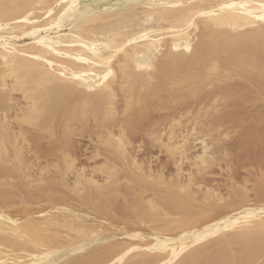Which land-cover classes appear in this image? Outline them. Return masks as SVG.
<instances>
[{
  "label": "bare ground",
  "instance_id": "obj_1",
  "mask_svg": "<svg viewBox=\"0 0 264 264\" xmlns=\"http://www.w3.org/2000/svg\"><path fill=\"white\" fill-rule=\"evenodd\" d=\"M137 5H146V6L152 7L154 10H157L158 11L157 16L159 17V19L164 20L166 23L163 26H152L151 24L143 25V23H142L138 30L134 29L129 33L127 32V29H122L118 26H112V27H108L106 29H101L98 32L91 31V30L87 29L90 22L92 20H94L96 14H98V12H100V10L109 9L108 10L109 12H112V11L119 12L122 10H127L130 14V12ZM107 16H108V14H107ZM122 16H123V14H122ZM153 16L154 15L149 14V19L151 20L152 18H154ZM117 18H119V17H117ZM99 19H100V17H99ZM108 20H109V18H108ZM109 22H110V20H109ZM95 24H97V23H95ZM199 24H201V30L199 29ZM0 25H2V27H0V110L3 111L5 108H7V102L9 101L8 95H9L10 91L11 90L19 91L21 96L25 100V104L19 110V113L16 114V117L23 124L31 125L36 129L40 128V129L45 130V129L49 128L48 125H49V121L51 118L50 116L52 113L56 112L57 106H60L61 107L60 109H62V111L64 112V115L60 118V122H62L63 125H67L68 122L71 120L85 119L88 114H92L93 117L100 120V122L103 119L111 117L114 113V110H115L114 100L116 97V94L114 92L115 90H113L112 84L117 79H121L120 81L119 80L118 81H119L120 89L122 90V92L125 96L126 108L130 107L133 103H136L138 101L142 91L145 88H147L146 83L150 82L154 78L158 79V82H155L156 84L157 83L158 84L153 85L154 86L153 88L163 84L168 79H173L176 87L178 85H185V87L183 89L185 91L178 89L179 86H178L177 90H176V88H174V89L172 88L173 90H171V89H169V85H171V84L169 83V85H168L166 83L168 85V89L170 90V92L168 91L169 95L172 93L174 94V96H172L173 100L175 97H176L175 101H176V99H179L176 102L183 100L182 98L183 97L185 98L187 94L190 95L191 93L193 94V93L201 91L202 89H204L205 86H208V87L213 86V84L215 82H216L215 84H217V82H218V83H221V85L223 83V87L219 88L220 87L219 86L218 87L219 89L217 91H214L213 94L210 93V96L207 97L208 102H207V104H205V106H204L203 102H199L198 107L193 112H191V111L187 112V114H190L191 115L190 117H192L195 120L194 122H197V123L203 117H207V119H204V122H205V120L208 121V119H209L208 116H210V115L212 116L216 113L218 114V111L220 109H222L223 107H224L223 111H226V109L228 110V107L226 108L227 105L225 102L229 99L230 94L233 91L234 84H232L233 86L230 85V86L225 87L227 84L225 85L224 83H227L231 80H235V77L241 75L242 73L244 74V72L249 73L250 71H254V73L260 77L261 82H262V80L264 82V0H0ZM98 26H99V24H98ZM62 27H67L68 28L67 32H63ZM196 29H197V31H196ZM162 43L165 44V48L163 50H161ZM153 51H155L157 53L160 52L159 59H158V56H156L153 53ZM156 58H157V60H155ZM246 75H248V74H246ZM242 77H245V76H242ZM246 78H249V77H246ZM249 79L251 80V77ZM252 81L255 82L257 80L253 79ZM251 82H249V83H251ZM256 83H257V85L259 84L258 82H256ZM256 83H253V84L256 85ZM243 84H245V83H243ZM260 84L258 86H260ZM151 85L149 86V88L151 87L150 90L153 91L154 89L152 88ZM257 85H256V87H258ZM7 86H9L8 90H6ZM262 87H264L263 84H262ZM162 88H164V87H162ZM241 88H242V86H241ZM243 88H245V87H243ZM145 90H148V88ZM150 90L148 91L149 93L151 92ZM245 90L247 91L246 88H245ZM245 90L244 91L242 90V91L245 92ZM158 91H160V90H158ZM249 91H251V90L249 89ZM258 91H262V90L258 89ZM145 92H147V91H145ZM145 92H144V94L142 93L143 96L140 99H143L145 102L146 101L149 102L150 100H146L145 98H143L145 95ZM261 93H264V92H261ZM239 94L240 93H238V95ZM249 94H250V92H249ZM147 95L150 96V94L146 93L145 97ZM252 95H253V93H252ZM206 96H208V95H206ZM240 96H242V97H240ZM240 96H239L240 98H244L243 95H240ZM253 96H254L253 98L248 97L249 98L248 99L247 96H246V98L248 99V101H250V100L252 101L254 99L256 100L255 95H253ZM10 97H12L11 94H10ZM118 97H119V95H118ZM153 97L150 96V98H153ZM155 97H154V99H158L157 98L158 95L156 98ZM169 97H171V95ZM235 97H238V96H234L233 98H235ZM233 98H231V99H233ZM204 99H205V97H204ZM235 100H236V98H235ZM144 101L142 103H144ZM156 101H157V103L161 102V99L156 100ZM228 101H231V100L229 99ZM239 101H241V100H239ZM152 102H153V100H152ZM154 102H155V100H154ZM147 104L148 103H146V105ZM153 104H155V103H153ZM141 105L144 108L145 105L144 104H141ZM223 105H225V106H223ZM221 106H222V108H221ZM144 109H143V111H140V113H139L140 115L142 114V112L147 110V108L145 110ZM11 111H12V109H11ZM135 111H136L135 114L136 113L138 114L139 110H135ZM221 111L222 110L219 111V115H221ZM58 112H59V110H58ZM57 113H56V115H57ZM132 113H131V116H134L135 119L134 118L133 119L136 120V116L132 115ZM219 115H217V116H219ZM128 116L131 117L130 115H128ZM13 117H14V115H13ZM126 118H128V117H125V119ZM143 118H145V116ZM199 118H200V120L197 121V119H199ZM211 118H212V120H211ZM219 118H220V116H219ZM125 119L122 120L123 124H126V122L124 123ZM215 119L216 118L213 119V116H212V117H210V120L208 122L210 123V121L212 122ZM113 120H115V119H113ZM130 123H131V121H130ZM130 123L128 122L126 124V127ZM3 124H5V123H3ZM179 124H180V120L174 118V119H172V122L169 125L170 128L169 127L168 128L173 129L174 125H179ZM100 125H101V123H100ZM135 125H137V124L135 123ZM111 126L114 129L113 125H111ZM56 127L59 128L58 126H56ZM201 127L199 126L200 131H201ZM22 128H24V127H22ZM70 128L71 127H69V131H70ZM99 128H100V126H99ZM208 128L210 129V126L207 127V129ZM72 129L73 128H71V130ZM79 129H81V127ZM73 130L76 131L75 129H73ZM73 130H72V132H73ZM82 130L86 131L85 128ZM202 130H204V129L202 128ZM119 131H120V129H119ZM126 131H127V129H126ZM187 131H188V129H187ZM198 131L196 133H198ZM36 133H38V132H36ZM67 133L68 132H66V134ZM170 133H168L169 136H170ZM66 134H65V136H66ZM68 134L70 135V132ZM157 137H158V135H157ZM186 137H188V136H186ZM199 137L200 136H198V138ZM35 138H36V136H35ZM167 139H168V137H167ZM67 140H66V142H67ZM172 140H173V138H172ZM192 140H194V139H192ZM59 141H61V140H59ZM64 141L65 140L63 139V142ZM70 141L71 140H69L67 142L68 145H69V143H71ZM103 142L107 146L111 147L113 149L112 151H114L123 160H124V157L127 156V155L126 156L124 155V153H125V142L123 140V134L122 133L115 135V134L109 132L108 134H106V137L104 138ZM160 143L162 144V142H160ZM174 143H176V142H174ZM65 144L66 143L61 144L62 147H63V145L65 147L66 146ZM162 145H164V144H162ZM52 146H54V145H52ZM205 146L206 145L204 144V147ZM170 147H171V145H170ZM172 148H173V146H172ZM183 148H185V146ZM107 149L108 148H106V150ZM166 150H168V149H166ZM181 151L183 152V150H181ZM19 152H20V149H19V146L17 144L16 136L11 133L9 128L0 126V161L1 162L2 161H6V162L7 161H14L16 166L19 167V164L20 165L22 164V160L20 159ZM109 152L111 153V151H109ZM126 152H128V151H126ZM169 153H170V151H169ZM215 153H216V151H215ZM215 153H212V154H215ZM171 154H173V153H171ZM200 155H198L197 157L199 158ZM115 157L116 156H114L113 158H115ZM204 157L205 156H203V155L200 156V158H199L201 161V162H199L200 164L204 163V165H205V163H207L205 161L209 157L205 158L206 160L204 159ZM213 158L211 157L207 161H209V160L213 161ZM110 159H112V158H109V160ZM117 159H118V157H117ZM61 160H62V158H61ZM1 162H0V164H1ZM8 163H6L5 165H4V163H2L1 165L6 166V165H8ZM66 163H67L66 164V171H69V169L72 168V164L68 161H66ZM133 164H134L133 165L134 168L132 167L133 170L134 169H137V170L140 169V166L137 165L135 163V161H133ZM207 164H209V163H207ZM201 165H203V164H201ZM115 166L114 165L110 166L111 167L110 168V167L106 166L104 163H102V164L98 165L97 167H95V169L97 171H99L101 173L108 174V175H104L105 177L107 176V178L102 183L98 182L97 179H94L92 176H86L84 174L83 170H81V171L75 170L76 173L74 172L75 177H74L73 184H72L73 189H75L76 192L77 191L82 192L84 190H86V191L87 190H94L91 192L96 193L97 192L96 190L101 188V186L104 187L105 185L112 184V183H109V181H111L114 178L113 172L111 173V170ZM10 167H11V165H10ZM17 167H15V168L17 169ZM61 167H62V165H61ZM202 167H204V166H202ZM205 168H206V165H205ZM12 169H14V168H12ZM16 169H15V171H16ZM130 172H131V170H130ZM20 173L22 174V172H20ZM58 173H59V170H58ZM58 173H57V175H58ZM135 173H134V175H135ZM116 174H117V172H116ZM130 174L132 175L133 173H130ZM19 176H22V175H19ZM59 176H62V174ZM132 176H131V178H132ZM24 177H25V175H24ZM40 177H42V176H40ZM117 178H115V180H117ZM162 178H163V176L161 177V175L160 176L158 175V177H156L155 179L162 181ZM52 179L53 178H51V180ZM123 179L126 181V178H123ZM59 180H61V178ZM128 180H127V182H128ZM145 180H146V178H145ZM134 181L136 182V179H134ZM139 181L137 179V183ZM7 182H10V181H8V180L6 181V184L9 185ZM33 182H34V180H33ZM111 182H113V181H111ZM117 182H119V180ZM151 182H152V180H151ZM189 182L190 181H187L186 183H183V184H181V182H180V183H177V185H174L172 187H166L165 186L164 189H161L162 195L159 197L161 199L159 202H161L162 204L159 203L158 201H156V200H158L157 198H155L156 199L155 200V199H153V197L152 198L151 197H148V198L144 197V198H147L145 201H140L138 198V200H137L139 202L138 205L140 204L145 208V209H143L139 205V207H137V208H139L138 213L141 210L140 214L142 215V210H144V211L146 210L143 213L144 214L146 213V215L149 216L148 218H150L149 220H152L153 221L152 223H154V222L157 223V225L159 224V221H163V220L167 222V223L165 222L166 224H170L169 226L174 225V223L179 224L181 222V220H179V217L178 216L176 217L175 215L171 214L170 211H168L164 205L167 203H173V205L178 204L177 206H185V204L195 203L198 198L196 197V191L191 193L193 191L192 190L190 192V190H189L190 183ZM30 184H29V186L31 187ZM55 184H57V182ZM65 184H66V182H65ZM145 184H147V183H145ZM170 184H171V182H170ZM67 185H69V184H67ZM115 185H117V184H115ZM138 185L142 186V184H137V186ZM10 186H12L11 183H10ZM25 186H26V184H25ZM61 186H63V185L61 184ZM117 186H119V185H117ZM141 186H138V187H141ZM148 186H149V184H148ZM159 186H161V185H159ZM14 187H16V185ZM143 187H144V185H143ZM145 187H147V186H145ZM10 188L11 187H9V189ZM29 188L27 187V189H29ZM106 189H107V187H106ZM129 189H127V190L129 191ZM133 189L135 190V188H133ZM136 189L139 190V188H136ZM141 189H144V188H141ZM110 190H113V189H110ZM115 190H116V187H115ZM236 190L237 189L234 190L235 191L234 193H236L238 191V190L237 191ZM24 192L26 193V191H24ZM70 192L68 191V193H70ZM101 192H103V190H101ZM203 192H205V191L203 190ZM212 192H213V190H212ZM115 193H117V192L115 191ZM80 194H83V193H80ZM120 194H122V193L120 192ZM138 195L139 194H137V196ZM0 196H2V195H0ZM67 196H69V194ZM74 196H76V195H74ZM122 196H123V194H122ZM125 196H127V195H125ZM27 197L29 199V196H27ZM78 197H79V195H78ZM111 197H112V195H111ZM0 198H2V197H0ZM84 199H85V197H84ZM130 199H131V197H130ZM199 199H201V201H199L200 204L199 203L197 204V202H196V204L194 205L196 210H197L196 213H192V214L190 213L191 217L185 223H181V225H180V226L194 225L196 222L200 221L201 218L206 219L205 221L203 220L204 222L201 223L200 230L198 229V231L196 233H192L193 231L191 232L193 234V236H187V234L180 235V236L175 235V234L172 236L171 235L160 236L158 234H154V235L146 234V235H144L139 230H136V229H133L131 232H128L127 238L129 241H133V242L142 241V242L146 243L145 244L146 246L144 247L145 249L148 247V248L155 249L158 251L159 250L160 251H168L170 253V255L165 257V256H162V254L160 255L159 254L160 252L152 254L149 251H145V252L144 251H138L136 253V255L139 254L138 255L139 259H137V261H135L133 259L135 261V263H132V264H173L175 261H177V262H175V264H186L187 262L189 263L194 257H197V255L195 256V254H196L197 247L200 244H201V248H203L205 242L208 241V239L211 238V236L215 237V235H217V234L219 235L220 233H222L226 229H232V228H234V226L241 228L239 232H236L239 236L246 239L248 241V243L255 242V244H257V245L254 244L256 246V247L254 246L255 249L250 248L252 250H250V251L247 250L246 255L243 256L244 261L246 260L244 262V264H264V260H263L264 259V203L260 202L261 204H259V205H251V206H246V207L240 206L239 208H236L235 210L230 211L229 213L227 212L225 214H220L219 212L214 213L215 208L217 206L215 205V203H212L213 200H214V202L217 201L216 203H220V202L224 201L223 200L224 198L220 194L219 195L211 194V193H208V195L203 194L201 196V198H199ZM259 201H260V199H259ZM105 202L107 203V201H105ZM118 202H120V201H118ZM124 202H126V201L124 200ZM133 202H134V200H133ZM182 202H184L183 205H182ZM236 202H238V201H236ZM256 202H258V201H256ZM23 203H24V201H23ZM113 203L116 204V202H113ZM120 203H118V205ZM135 203H136V200L134 203H132V205H134ZM224 203H226V202H224ZM250 203H252V202L250 201ZM46 204H48V203H46ZM55 204H57V203H55ZM231 204H233V203H231ZM6 205H7V203H6ZM102 206L105 207V205H102ZM135 206H136V204H135ZM186 206H188V205H186ZM173 207L174 206H171V208H173ZM89 208H91V207L89 206ZM185 208H187V207H185ZM128 209H131V208L128 207ZM168 209H170V207H168ZM94 210H95V208H94ZM174 210H175V208H174ZM176 210H178V209H176ZM3 211H5V210H3ZM12 211H15V210L13 209ZM79 212H81V211H79ZM79 212L76 210L74 211L70 207V205L69 206L63 205L62 203L57 205V206L50 205V207H48L47 210H45L43 213L39 214L37 219H33L31 217L32 219L27 218V221L24 220L25 222L22 221L20 218L9 219L8 217H11V216L6 217L4 215L5 213H3V214L0 213V259L5 260L6 261L5 264H10V263L14 264L16 261H18L17 259L21 255L19 254V252L15 251L12 246L20 247V249L25 252L24 256H28V257H30L29 259H33V260H37L39 257H45V256L49 255V253H51V251H49L48 249L47 250L40 249L41 247L44 246L46 241L47 242H48V240L54 241V239L56 241V238L61 237L68 242L70 239L73 238L72 237L73 233L74 234H75V232L79 233V234H81L80 232L83 233L84 232L83 229L86 228L85 226L87 223H89V224L95 223L94 219L89 220V221H85V219H84L85 216ZM185 212L188 214L187 211H185ZM176 213H179V212L177 211ZM212 213H214V214H212ZM22 214H25V213H22ZM144 214H143V216H144ZM131 215H132V213H131ZM147 216H145V218H147ZM141 218L142 217H140V219ZM180 218H181V216H180ZM140 219H139V221L142 222L141 220H143L144 217H143V219H141V220ZM147 222H149V221H147ZM251 222H254L255 226L260 227L261 230L253 231L255 228H253V230H251L250 228H252V226H249ZM139 225H141V224H139ZM145 225H146V223H145ZM158 226L156 228H158V230H160V231L163 229L168 230V227H169V226H167L165 228H162L165 226V224H163V225L160 224ZM178 226L177 227L175 226V227L178 228ZM196 226L198 227V225H196ZM92 227L94 228V226H92ZM146 227H149V226L146 225ZM150 228L151 227H149V229ZM173 228H174V226H173ZM194 228H196V227H194ZM119 229H120V227H119ZM122 229L124 230V228H122ZM179 229H181V228H179ZM256 229H258V228H256ZM87 230H89V229H87ZM72 231H74V232H72ZM124 231H126V230H124ZM153 231H155V230H153ZM169 231H170V229H169ZM70 232H72V234H70ZM157 233H158V231H157ZM163 233L165 234V232H163ZM230 234H232V233H230ZM100 235H102V234H100ZM123 235H125V234H123ZM222 235H223V233H222ZM224 235H227V234H225V232H224ZM83 236H85V235H83ZM88 236H89V234H88ZM121 236H122V234H121ZM219 237H220V235H219ZM231 237H232V235L230 237H227V239L231 240L232 239ZM74 239H75V237H74ZM227 239H225V240L222 239V240L226 241ZM77 241L78 240H76V242ZM219 241L221 243H223L221 241V238ZM247 241H243L242 244L244 242H247ZM59 242H61V241L59 240ZM71 242H73V241H71ZM211 242H214V240L212 239ZM240 242H241V240H240ZM69 243H70V241H69ZM73 243H70V244H73ZM116 243H117V241H116ZM54 244L62 245V244H64V242L62 244L61 243H54ZM217 244L219 245L220 243H217ZM244 244H246V243H244ZM95 245H97V243ZM214 245H216V244H214ZM214 245H211V247L213 246V248H214V247L218 246V245L217 246H214ZM226 245H228V244H226ZM3 246L4 247L8 246V247H10V249L5 250L2 248ZM51 246H53V245H51ZM56 246L57 245H55V247ZM219 246L222 247L223 245H219ZM57 247H59V246H57ZM245 247H247V245ZM248 247H252V244L250 243V245ZM85 248H87V246L86 247L81 246L78 249H79V251L80 250L83 251ZM124 248H126V246ZM134 248H137V246ZM226 248H227V246H226ZM233 248H236V247L234 246ZM78 249H76V250L72 249L73 250L72 252H75ZM132 249H133V247L126 248V250H124V252H122V253H121V251L116 252V249H115V252L113 250L112 254L109 255V258L107 257V260L105 262L106 263L110 262V261L112 262L113 260L119 261V260H121V258H123L125 256L126 253L127 254H128V252L130 253V251ZM228 249H231V248L228 247ZM100 250H102V249H100ZM106 250L105 251L103 250V251L107 252ZM119 250H122V248ZM203 250H205V248ZM224 250H226V249H224ZM66 251H67V249H66ZM217 251H216V253H219ZM212 252H210V253H212ZM76 253H78V251ZM200 253H202V251ZM206 253H208V252L206 251ZM232 253H233V251H232ZM232 253H231V255H232ZM234 253L237 254L236 251ZM240 253H242V251ZM70 254L72 255L71 252H70ZM197 254H198V252H197ZM224 254H227V253H224ZM207 255L210 257L209 254H207ZM242 255H243V253H242ZM201 256H203V255H201ZM214 256H216V255H214ZM66 257H68V256H66ZM76 257H78V255ZM211 257L213 258V255ZM234 257H235V255H234ZM91 258H92V260H91V263H92L93 257H91ZM179 258H182V259H180L178 261ZM203 258H201V259H203ZM216 258H218V260H219V257L216 256ZM224 259L225 258L223 257L222 260H224ZM231 259H233V258L231 257ZM62 260H64V258ZM97 260H98V258H97ZM194 260H196V259H194ZM203 260H205V259H203ZM66 261H64L65 264L67 263ZM220 261H221V258H220ZM237 261L236 262L233 261V263L234 264H243V263H240L239 261L238 262ZM57 262H58V260H57ZM210 262H211V260H210ZM93 263H95V262H93ZM120 263H122V261ZM127 263H129V261ZM197 263H195V264H197ZM222 263H223V261H222ZM2 264H4V263H2ZM191 264H193V263H191Z\"/></svg>",
  "mask_w": 264,
  "mask_h": 264
},
{
  "label": "rangeland",
  "instance_id": "obj_2",
  "mask_svg": "<svg viewBox=\"0 0 264 264\" xmlns=\"http://www.w3.org/2000/svg\"><path fill=\"white\" fill-rule=\"evenodd\" d=\"M108 10L109 9L100 10V12H98V14H96L94 20H92L90 22L87 29L91 30V31L98 32L101 29H106V28L112 27V26H118L122 29H127V32L129 33L134 29L138 30L142 23H143V25L151 24L152 26H163L166 23L164 20L159 19V17L157 16V14H158L157 10H154L152 7H149L146 5H137L130 12V14L127 10H122L119 12H117V11L109 12ZM107 14H108V16H107ZM122 14H123V16H122ZM149 14L154 15L153 16L154 18H152L150 20ZM99 17H100V19H99ZM117 17H119V18H117ZM108 18H109L110 22H109ZM95 23H97V24H95ZM98 24L100 27L98 26ZM199 29L201 30V24H199ZM67 30H68L67 27H62L63 32H67ZM196 31H197V29H196ZM164 48H165V44L162 43L161 50H163ZM153 53L156 56H158V59H159L160 52L157 53V52L153 51ZM155 60H157V58ZM250 72L249 73L244 72V74L242 73L243 75L241 74V75L235 77V80H231L227 83H224L225 85L227 84L225 87L234 84V86L232 85L233 91L229 97V99L231 101H228L229 100L228 99L227 100L228 102L227 101L225 102L227 105L226 108L228 107V110L225 108L226 111H223L224 107L222 108V106H221V108H222V109H220V110H222L221 115H219L220 110L218 111V114L216 113V114L212 115L213 119L214 118H216V119L213 120L212 122L210 121L211 124L208 122L210 120V117H212L211 115L208 116L209 119H208V121L205 120V122H204V119H207V117H203V118L200 117L201 120H200V118L197 119V121L200 120L199 121L201 123L200 124L199 122L198 123L194 122L195 120L192 117H190L191 115L187 114V112L188 111L193 112L198 107L199 102H203V104L205 106V104H207V102H208L207 97L210 96V93L213 94L214 91H217L219 88L223 87V83L221 85V83L217 82V84H218L217 85V84H215L216 83L215 82L213 84V86H210V87L205 86L204 89H202L199 92H196L197 94L196 93H193V94L191 93L190 95L187 94L185 98L184 97L182 98L183 100L180 99L181 101L176 102L179 99H176V101H175V98H176L175 97L173 100V97H172V96H174L173 93L170 94L171 97H169L170 96L169 95V92H170L169 89L173 90L174 88H176V90H177V88L179 86L178 89L185 91V90H183L185 85H178L176 87L174 80L168 79L163 84L153 88L154 87L153 85L156 84L155 82H158V79L154 78L150 82L146 83L148 90H145V89H147V88H145L142 91V93L144 94V92L147 91V92H145V95L147 93V94H150L151 97H153L154 95L157 97V95H158V97H157L158 99H154L155 96L153 98H150L149 95H147L146 97L144 95L143 98H145L146 100H150L149 102H147V101L145 102L143 99H140L143 96V94L141 93L138 101L136 103H133L130 107L126 108L125 96H124L122 90L120 89V85H119V81L121 79H117L112 84L113 90H115L114 92H115L116 97H117V98L115 97L116 101L114 100V104L117 107L114 105L115 110H114V113L111 117L103 119L100 122V120L94 118L92 114H88L85 119L71 120L68 122L67 125H63V123L60 122V118L64 115V112L62 111V109H60L61 108L60 106H57L56 112L52 113L50 116L52 119L50 118L49 125H48L49 128L45 129V130L40 129V128L36 129L31 125L23 124L22 122H20L17 119L16 114L19 113V110L24 106L25 100L21 96L19 91L11 90L9 95H8L9 101L7 102V108H5L3 111L0 110V115H1L0 116V126L9 128L11 133L16 136L17 144H18L19 149H20L19 156H20V159L22 160V164L21 165L19 164V167H17L14 161H7V162L6 161H2V162L0 161L1 164L4 163V165L9 162L8 165H6V166H4V165L2 166L0 164V191H1L0 195H2V196H0V197H2V198H0L1 199L0 200V213H2V214L5 213L4 215L6 217L11 216V217H8L9 219L20 218L22 221H24V220L27 221V218L37 219L39 214H41L45 210H47L48 207H50V205L57 206V205L62 203L63 205H67V206L70 205V207L74 211L75 210L78 212L81 211L79 213H82L85 216V218H84L85 221H89L92 219H94V221H95V223H91V224L87 223L86 224V226H85L86 228L83 229L84 232L83 233L80 232L82 235L79 233H76V232H75V234L74 233L72 234V232H74V231L70 232V234H72L73 238L70 239L69 241H70V243L74 242L73 244H70L69 241L67 242L65 239H63L61 237L56 238V241H55V239H54V241L53 240H50V241L48 240V242L46 241L44 246L41 247L40 249H44V250L48 249L49 251H51V253H49V255H47L45 257H39L37 260L29 259L30 257L24 256L25 252L23 250H21L20 247L12 246L13 249L15 251L19 252V254L22 256V257L19 256V258L17 259L18 261L15 260L16 261L15 263L16 264H47V263L48 264H55V263L56 264H65L64 261L67 260L66 264H78V263L79 264H96L97 262L99 264L100 263L101 264H111V263L112 264H130V263L132 264V263H135V261H137V259H139V256H138L139 254L136 255V253L138 251H144V252L149 251L152 254L160 252L159 253L160 255L162 254V256L166 257V256L170 255V253L168 251H160V250L158 251V250L151 249L148 247L145 249L144 247L146 246L145 245L146 243H144L142 241H139V242L138 241H136V242L129 241L127 238V233L131 232L133 229H136V230H139L144 235H146V234H149V235L158 234L160 236H169V235L172 236L175 234V235L180 236V235L187 234V236H193L192 233H196L198 231V229L200 230L201 223L204 222L206 219L201 218L200 221L196 222L195 224L198 225V227L195 224L194 225H188V226L187 225L180 226V225H181V223H185L191 217L190 215L192 213H196L197 210H196L194 205L196 204V202H197V204L198 203L200 204L199 201H201V199H199V198H201V196L203 194H206V195H208V193L216 194V195L220 194L224 198L223 199L224 201H222L220 203H216L217 201L214 202V200L212 199L213 200L212 203H215V205L217 206L215 208L214 213L219 212L220 214H225L227 212L229 213L230 211H233L236 208H239L240 206L246 207V206H251V205H259V204H261L260 202L264 203V194H263L264 193V98H263L264 93H261V92H264L263 91L264 87H262V84L264 86V82H263V80L261 82L260 77L257 76L254 73V71H250ZM246 74H248V75H246ZM242 76H245V77H242ZM246 77H249V78L251 77V80L249 78H246ZM253 79H255L257 81L254 82V81H252ZM249 82H251V83H249ZM256 82H258L259 84L261 83L260 86H258L259 84L257 85ZM166 83L168 85H169V83L171 84V85H169V89H168V85ZM243 83H245V84H243ZM253 83H256V85L258 87H256V85ZM150 85L154 89L153 91L150 90L151 89V87L149 88ZM241 86H242V88L245 87L247 89V91L245 90V88L242 89ZM8 87L9 86L6 87V90L9 89ZM162 87H164V88H162ZM249 89L251 91H249ZM258 89H260L262 91H258ZM149 90L151 91L150 93L148 92ZM158 90H160V91H158ZM242 90L243 91L245 90L246 93L243 92ZM248 91L250 92V94ZM251 92L253 93V95H255L256 100L254 99L252 101L251 100L248 101V99H249L248 97H251V98L254 97ZM238 93H240V94L238 95ZM10 94L12 97H10ZM118 95H119V97H118ZM206 95H208V96H206ZM240 95H243L244 98H240V97H242ZM234 96H238V97H235L236 100H235V98H233ZM246 96L248 99L246 98ZM204 97H205V99H204ZM231 98H233V99H231ZM159 99H161V102L157 103L156 100H159ZM152 100H153V102H152ZM154 100H155V102H154ZM239 100H241V101H239ZM143 101H144V103H142ZM146 103H148V104L146 105ZM153 103H155V104H153ZM141 104H144L145 105L144 108L145 109L147 108V110H145ZM223 106H225V105H223ZM142 108L145 111L142 112V114L140 115L139 114L140 111H143ZM11 109H12V111H11ZM58 110H59V112H58ZM135 110H139V112L137 111L138 114L137 113L135 114V112H136ZM56 113H57V115H56ZM131 113H132V115L136 116V120H134L135 119L134 116H131ZM13 115H14V117H13ZM128 115H130L131 117H129ZM217 115H219L220 118ZM144 116H145V118H143ZM125 117H128L129 119L128 118L125 119ZM174 118L179 119L180 124L174 125L173 129L171 128L172 129L171 130V129H169L170 128L169 125L172 122V119H174ZM113 119H115V120H113ZM123 119H125L124 123L126 122V124H127L128 122L130 123V121H131V123L126 127V124H123V122H122ZM211 120H212V118H211ZM3 123H5V124H3ZM100 123H101V125H100ZM135 123L137 125H135ZM111 125H113L114 129L112 128ZM208 125L210 126V129L209 128L207 129V127H209ZM56 126H58L60 129L57 128ZM99 126H100V128H99ZM199 126L200 127L202 126L201 131L199 130ZM22 127H24V128H22ZM69 127L75 129L76 131H74L72 129L73 130V132H72L71 128L69 131ZM78 127L79 128L81 127V129H79ZM84 128L86 131L82 130ZM202 128L204 130H202ZM119 129H120V131H119ZM126 129H127V131H126ZM187 129H188V131H187ZM168 130L170 132L171 131L172 132L170 133ZM197 131H198V133H196ZM36 132H38V133H36ZM66 132H68V133L70 132L71 136L68 133H67L68 134L67 135ZM109 132H111L115 135H117L119 133L123 134V140L125 142V153H124V155L125 156L127 155L126 157H124V160L122 158H120L114 151H112L113 149L111 147L107 146L103 142L104 138L106 137V134H108ZM168 133H170V136ZM65 134H66V136H65ZM157 135H158V137H157ZM197 135L200 137L198 138ZM35 136H36V138H35ZM186 136H188V137H186ZM167 137H168V139H167ZM172 138H173V140H172ZM63 139L65 140L64 142H63ZM192 139H194V140H192ZM59 140H61V141H59ZM66 140H67V142L69 140H71L70 141L71 143H69V145H68ZM160 142H162V144H164V145H162ZM174 142H176L177 144ZM64 143H66L65 144L66 146L64 147V145H63V147H62L61 144H64ZM57 144L58 145L60 144L61 146L60 145L58 146ZM204 144L206 145L205 147H204ZM52 145H54V146H52ZM170 145H171V147H170ZM172 146H173V148H172ZM184 146H185V148H183ZM106 148H108V149L106 150ZM166 149H168V150H166ZM181 150H183L184 153ZM109 151H111V153ZM126 151H128V152H126ZM169 151H170V153H169ZM215 151H216V153H215ZM171 153H173L174 155ZM212 153H215V154H212ZM200 154L205 156L204 159L208 158V157H209L208 159H210L211 157L212 158L214 157L213 161H210V160L207 161L208 159L207 160L205 159L206 160L205 162L209 163V164L205 163L206 168H205L204 163H201L203 165H201L199 163V162H201L199 159L201 156ZM113 155L116 156L115 157L116 159L113 158L114 157ZM198 155H200L199 158L197 157ZM117 157H118V159H117ZM61 158H62V160H61ZM109 158H112V159L109 160ZM66 161H68L72 164V168L69 169V171H66V164H67ZM133 161H135V163L140 166V169H138V170L134 169L135 171L133 170V168H134ZM102 163H104L108 167L116 165L111 170V173L113 172L114 178L111 180L113 182L109 181V183H112V184L105 185L104 187L101 186V188L102 187L103 188L97 189L96 193L91 192L94 190H87V191L84 190L82 192L77 191L79 193L78 194L76 192V190L73 189V187H72L73 180H74L75 173H76L75 170L76 171L83 170V172L86 176H92L94 179H97L98 182L102 183L107 178V176L105 177L104 175H108V174L101 173L95 169V167H97L98 165H100ZM9 164L14 169H12ZM61 165H62V167H61ZM202 166H204V167H202ZM15 167H17V169ZM15 169H16V171H15ZM58 170H59V173H58ZM130 170H131V172H130ZM20 172H22V174ZM116 172H117V174H116ZM57 173H58V175H57ZM130 173H133L132 174L133 176ZM134 173H135V175H134ZM61 174H62V176H59ZM19 175H22V176H19ZM24 175H25V177H24ZM158 175L159 176L161 175V177L163 176L162 181L155 179L156 177H158ZM40 176H42V177H40ZM131 176H132V178H131ZM51 178H53V179L51 180ZM60 178H61V180H59ZM115 178H117V180H115ZM123 178H126V181ZM145 178H146V180H145ZM134 179H136V182L134 181ZM137 179H138V181L140 180L138 183H137ZM7 180L10 181V182H7L9 185L6 184ZM33 180H34V182H33ZM118 180H119V182H117ZM127 180H128V182H127ZM151 180H152V182H151ZM187 181H190L189 182L190 183V186H189L190 192L192 190L193 191L191 193L196 191V197L199 200L196 198L197 200L195 203L185 204V206H177L178 204L173 205V203H167L164 205L165 208L168 211H170L171 214L175 215L176 217L177 216L179 217V220H181V222L179 224L174 223V225L169 226L170 224H166L167 223L166 221H164V220L159 221L158 225L165 224V226L162 228L169 226L168 230L163 229L160 231V230H158V228H156L158 226L157 223H155V222L152 223L153 221L149 220L150 219V218H148L149 216H147L146 213L145 214L143 213L146 210L145 211L142 210V215L140 214L141 210L138 213L139 208H137V207H139V205H140V204L138 205V203H139L137 201L138 198L140 201H145L148 197H151V198L153 197V199L157 198L158 200H156V199L155 200L159 202L161 200L159 197L162 195L161 189H164L165 186L166 187H172L174 185H177V183L181 182V184H183V183H186ZM56 182H57V184H55ZM65 182H66V184H65ZM170 182H171V184H170ZM10 183L12 184V186H10ZM24 183L26 184V186L28 188L30 187L29 184L31 183L30 184L31 187L29 189H27V187L25 186ZM145 183H147V184H145ZM61 184L63 186H61ZM67 184H69L70 186ZM115 184H117L119 186H117ZM137 184H142V186L138 185V186H141V187H138ZM148 184H149V186H148ZM13 185L14 186L16 185V187H14ZM143 185H144V187H143ZM159 185H161V186H159ZM8 186L11 188L9 189ZM145 186H147V187H145ZM106 187H107V189H106ZM115 187H116V190H115ZM109 188L113 189V190H110ZM133 188H135V190ZM136 188H139V190ZM141 188H144V189H141ZM127 189H129V191ZM202 189L205 192H203ZM235 189L238 190V191L236 190L237 194L234 193ZM101 190H103V192H101ZM114 190L118 194L115 193ZM212 190H213V192H212ZM24 191H26V193ZM68 191L69 192L71 191V192L68 193ZM120 192L123 194V196H122V194H120ZM80 193H83V194H80ZM68 194H69V196H67ZM73 194L76 196H74ZM137 194H139V195L137 196ZM78 195H79V197H78ZM111 195H112V197H111ZM125 195H127V196H125ZM27 196H29L30 200L28 199ZM84 197H85V199H84ZM130 197H131V199H130ZM144 197H147V198H144ZM259 199H260V201H259ZM104 200L107 201V203ZM124 200L126 202H124ZM133 200H134V202L136 200V203H135L136 206H135V204L132 205V203H134ZM23 201H24V203H23ZM118 201H120L121 203ZM236 201H238V202H236ZM250 201L252 203H250ZM256 201H258V202H256ZM113 202H116V204H114ZM224 202H226V203H224ZM6 203L9 207L6 205ZM46 203H48V204H46ZM55 203H57V204H55ZM118 203H120V204L118 205ZM159 203H161V202H159ZM183 203L184 202H182V205H183ZM231 203H233V204H231ZM102 205H105V207ZM186 205H188V206H186ZM89 206L91 208H89ZM140 206L143 209H145L142 205H140ZM171 206H174V207L171 208ZM128 207H130L131 209H128ZM168 207H170V209H168ZM185 207H187V208H185ZM94 208H95V210H94ZM174 208H175V210H174ZM11 209L12 210L14 209L15 211H12ZM176 209H178V210H176ZM3 210H5L6 212ZM177 211L179 213H176ZM185 211H187L188 214ZM22 213H25V214H22ZM131 213H132V215H131ZM214 213H212V214H214ZM143 214H144V216H143ZM139 216L142 217L141 219H143V217H144V219L141 220ZM145 216H147V218H145ZM180 216H181V218H180ZM139 219L142 222H140ZM147 221H149V222H147ZM145 223L147 226H149L151 228L149 229V227H146ZM139 224H141V225H139ZM92 226H94V228ZM173 226H174V228H173ZM175 226L176 227L178 226V228H176ZM249 226H252V228H250L251 230H253V228H255L253 231L261 230L260 227L255 226L254 222H251ZM119 227H120V229H119ZM194 227H196V228H194ZM122 228H124V230H126V231H124ZM179 228H181V229H179ZM256 228H258V229H256ZM87 229H89V230H87ZM152 229L155 230L156 232L153 231ZM169 229H170V231H169ZM240 229H241L240 227L234 226V228H232V229L224 230L222 232L223 235H222V233H220L219 234L220 237L218 234L215 235V237L211 236V238H209L208 241L205 242L204 247L202 246L203 248H201V244L197 247L196 254H195V256L197 255V257H194L189 263L187 262L186 264H191V263L195 264L197 262H198L197 264H204V263L205 264H228V263L234 264L233 261L236 262L238 259H239L238 261L240 263L244 264V262L246 260L244 261L243 256L246 255L247 250L250 251L252 249H255V247H256L255 245H257V244H255V242H250L252 244V247H248L250 245V243H248V241L246 239L242 238L241 236H239L236 233V232H239ZM157 231H158V233H157ZM163 232H165V234ZM224 232L227 235H224ZM230 233H232V234H230ZM88 234H89V236H88ZM100 234H102V235H100ZM121 234H122V236H121ZM123 234H125V235H123ZM83 235H85V236H83ZM231 235H232V237H231L232 239L228 240L227 237H230ZM234 236L235 237L237 236V237L235 238ZM74 237H75V239H74ZM220 238H221V241L223 243H221L219 241ZM212 239L214 240V242L215 241L216 242L215 243L211 242ZM222 239L223 240L227 239V240L223 241ZM59 240L61 242H59ZM76 240H78L79 242L78 241L76 242ZM240 240H241V242H240ZM71 241H73V242H71ZM116 241H117V243H116ZM243 241H247V242H244L246 244H244V243L242 244ZM63 242H64V244H62ZM54 243H61L62 245L54 244ZM94 243L95 244L97 243V245H95ZM217 243H220L219 245H223V246L221 247ZM210 244L211 245L216 244L214 246L218 245L217 246L218 248L217 247L213 248V246L211 247ZM226 244H228V245H226ZM51 245H53V246H51ZM55 245H57L59 247H57V246L55 247ZM225 245L227 246V248ZM246 245H247V247H245ZM81 246H85V247L87 246V248H85L83 251L80 250L81 251L80 252L78 248ZM125 246H126V248L133 247V249L130 251V253L128 252V254L127 253L125 254V256H126V257L124 256L125 258L123 257L119 261L113 260L112 262L111 261L107 262V263L105 262L107 260V257L109 258V255L112 254L113 250L115 252V249H116V252L121 251V253H122V252H124V250H126V248H124ZM136 246H137V248H134ZM234 246L236 248H233ZM228 247L231 249H228ZM2 248L5 250L10 249V247H8V246L7 247L3 246ZM121 248H122V250H119ZM204 248H205V250H203ZM250 248H252V249H250ZM66 249H67V251H66ZM72 249H75V250L78 249L77 250L78 253H76L77 251H75V250H74L75 252H72L73 251ZM100 249H102V250H100ZM224 249H226V250L228 249V250L226 251ZM103 250L104 251L106 250L107 252H104ZM240 250L242 251L243 255H242V253H240L241 252ZM201 251H202V253H200ZM206 251L208 253H206ZM216 251L219 253H216ZM232 251H233V253H232ZM235 251L237 252V254L234 253ZM70 252L72 253V255L70 254ZM197 252H198V254H197ZM210 252H212V253H210ZM224 253H227V254H224ZM231 253H232V255H231ZM207 254H209L210 257ZM211 254L213 255V258L211 257L212 256ZM77 255H78V257H76ZM201 255H203V256H201ZM214 255L219 257V260ZM234 255H235V257H234ZM66 256H68V257H66ZM91 257H93L92 263H91V260H92ZM223 257L225 258L224 260H222ZM231 257L233 259H231ZM63 258H64V260H62ZM97 258H98V260H97ZM182 258H179L178 261ZM201 258H203L205 260H203ZM220 258H221V261H220ZM194 259H196V260H194ZM209 259L211 260V262ZM57 260H58V262H57ZM121 261H122V263H120ZM126 261L127 262L129 261V263H127ZM222 261H223V263H222ZM5 262H6L5 260L0 259V264H2V263L5 264ZM93 262H95V263H93ZM175 262H177V261H175ZM175 262L173 264H175Z\"/></svg>",
  "mask_w": 264,
  "mask_h": 264
},
{
  "label": "snow or ice",
  "instance_id": "obj_3",
  "mask_svg": "<svg viewBox=\"0 0 264 264\" xmlns=\"http://www.w3.org/2000/svg\"><path fill=\"white\" fill-rule=\"evenodd\" d=\"M0 27H2V25H0Z\"/></svg>",
  "mask_w": 264,
  "mask_h": 264
}]
</instances>
